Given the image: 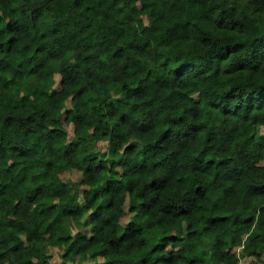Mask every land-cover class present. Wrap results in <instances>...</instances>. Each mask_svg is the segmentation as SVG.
<instances>
[{
	"label": "trees",
	"instance_id": "obj_1",
	"mask_svg": "<svg viewBox=\"0 0 264 264\" xmlns=\"http://www.w3.org/2000/svg\"><path fill=\"white\" fill-rule=\"evenodd\" d=\"M262 128L264 0H0V264L260 262Z\"/></svg>",
	"mask_w": 264,
	"mask_h": 264
},
{
	"label": "rangeland",
	"instance_id": "obj_2",
	"mask_svg": "<svg viewBox=\"0 0 264 264\" xmlns=\"http://www.w3.org/2000/svg\"><path fill=\"white\" fill-rule=\"evenodd\" d=\"M56 80L58 81V76H56ZM260 134H263V135H264V128H262V129L260 130ZM78 177H79L78 173H75V172L71 175L72 180H78ZM124 210H126V207H124ZM128 218H129V217H128V215H127V216L122 220V223H121L122 227H125V225L127 224ZM80 230H81V229H80ZM82 231H84V229H83ZM239 250H241V249L238 248L236 252L238 253ZM52 253H53L54 260H56L57 262H59V260H58V258H57L56 251H52ZM251 263H253V260H252L251 258H245V259H241L239 264H251ZM263 263H264V256L260 259V262H256V263H254V264H263Z\"/></svg>",
	"mask_w": 264,
	"mask_h": 264
},
{
	"label": "clouds",
	"instance_id": "obj_3",
	"mask_svg": "<svg viewBox=\"0 0 264 264\" xmlns=\"http://www.w3.org/2000/svg\"><path fill=\"white\" fill-rule=\"evenodd\" d=\"M239 263H240V261H239Z\"/></svg>",
	"mask_w": 264,
	"mask_h": 264
}]
</instances>
